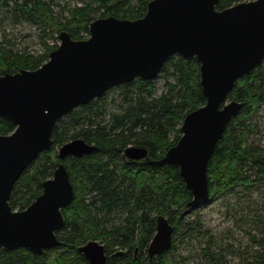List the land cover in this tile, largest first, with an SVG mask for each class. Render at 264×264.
Wrapping results in <instances>:
<instances>
[{
	"label": "trees",
	"instance_id": "obj_1",
	"mask_svg": "<svg viewBox=\"0 0 264 264\" xmlns=\"http://www.w3.org/2000/svg\"><path fill=\"white\" fill-rule=\"evenodd\" d=\"M58 1L0 0V9L6 14L0 28L6 19L14 25H35L40 28L43 48L40 53L16 50L0 31V76L40 68L58 48L61 32L75 40L88 39L94 20L142 18L152 0H70L72 7ZM247 1L251 0H221L217 10ZM50 40L56 43L50 44ZM159 79L165 89L157 95ZM115 89L120 90L118 102H109ZM229 100L244 103V108L228 125L209 162L211 196L201 209L224 201L228 214L234 201V222L250 226L245 231L248 245L225 243L203 224L199 214L186 215L192 195L177 167H152L125 157V150L133 146L146 149L153 160L163 158L182 136L185 117L206 104L200 63L194 57L174 55L154 80L136 79L111 88L58 121L52 148L41 153L16 182L10 206L23 211L42 194L43 183L53 177L61 162L58 150L62 145L79 138L95 145L92 154L63 161L75 198L63 209L65 225L57 232L62 244L44 256L25 248L1 250L0 264H89L79 251L89 241L104 245L107 264H176L177 244L182 239L205 240L198 255L205 264H226L228 257L234 258V264H264V140L256 122L264 111V61L237 81ZM14 131L12 122L0 118V136ZM237 202H243L242 207ZM159 216L167 217L173 226V244L168 252L151 258L148 248Z\"/></svg>",
	"mask_w": 264,
	"mask_h": 264
},
{
	"label": "water",
	"instance_id": "obj_2",
	"mask_svg": "<svg viewBox=\"0 0 264 264\" xmlns=\"http://www.w3.org/2000/svg\"><path fill=\"white\" fill-rule=\"evenodd\" d=\"M220 1L152 0L142 18H98L89 26L88 39L75 40L61 32L58 48L40 68L0 76V118L15 126L13 133L0 136V251L25 248L44 256L62 244L57 232L65 225L63 209L75 198L63 161L90 155L95 145L80 138L62 145L61 162L43 183L42 194L23 211L10 206L16 182L52 148L58 121L111 88L136 79L154 80L174 55L200 63L206 104L185 117L182 136L163 158L153 160L146 149L133 146L125 157L152 167H177L192 195L186 211L208 204L209 162L228 125L244 108L229 95L238 80L264 61V0L219 11ZM173 236L169 219L159 216L149 256L168 252ZM79 251L89 264H107L105 247L98 241L87 242Z\"/></svg>",
	"mask_w": 264,
	"mask_h": 264
},
{
	"label": "rangeland",
	"instance_id": "obj_3",
	"mask_svg": "<svg viewBox=\"0 0 264 264\" xmlns=\"http://www.w3.org/2000/svg\"><path fill=\"white\" fill-rule=\"evenodd\" d=\"M60 5H65L69 4V6H73V2L70 0H59L58 1ZM57 3V2H56ZM60 7H55V11L57 13H60L61 10ZM5 12H3L0 9V21H2L5 18ZM1 35H5L8 39L11 40L12 46L14 49L19 50V51H29V52H42L43 48L40 43V28L28 24V23H21L18 25L11 24L9 20H5L2 23V27L0 28ZM50 44L56 43L54 40L49 41ZM60 43V42H58ZM156 85V93L157 95H160L165 87H164V82L163 80L159 79L155 83ZM120 96V90L115 89L112 90L111 93L108 96V101L110 102L111 100H117L119 99ZM112 106H114L112 104ZM112 109V107H109ZM256 122L258 123V127L261 131L260 138L264 140V111L260 112L257 116ZM234 201L230 205L229 213L227 214V204L224 201H216L210 205H207L205 208H200L197 210H191V211H186V215H195L199 214L203 224L210 229L215 235H218L219 238H223L225 243H230L231 245H234L237 247V245L242 244L243 247L248 245V240L245 235V231L248 230L250 227L247 225L246 227L244 226L245 224H236L234 222L233 218V213L237 211V208L232 209V205H234ZM243 202H237V204L241 205ZM260 205V203H259ZM261 207V205H260ZM262 209V207H261ZM232 217V218H231ZM241 225L243 226L242 228ZM184 241L183 243L180 242L177 244V249H178V257L176 258V264H205L201 258H198V255H200V247L201 244L205 240L203 239H195L191 241L190 239H182ZM250 244V243H249ZM180 257L186 258V262L182 261ZM226 264H234V258L233 257H228L227 258V263Z\"/></svg>",
	"mask_w": 264,
	"mask_h": 264
}]
</instances>
